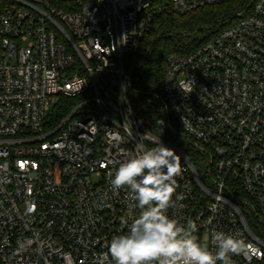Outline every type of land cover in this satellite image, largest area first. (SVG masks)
<instances>
[{
    "label": "built area",
    "instance_id": "built-area-1",
    "mask_svg": "<svg viewBox=\"0 0 264 264\" xmlns=\"http://www.w3.org/2000/svg\"><path fill=\"white\" fill-rule=\"evenodd\" d=\"M227 1L0 0V264H96L140 212L112 175L160 141L180 166L168 215L264 264V0L166 56L147 106L172 143L137 115L125 68L159 15Z\"/></svg>",
    "mask_w": 264,
    "mask_h": 264
},
{
    "label": "clouds",
    "instance_id": "clouds-1",
    "mask_svg": "<svg viewBox=\"0 0 264 264\" xmlns=\"http://www.w3.org/2000/svg\"><path fill=\"white\" fill-rule=\"evenodd\" d=\"M179 173L176 152L161 141L151 148L138 146L135 155L120 164L111 186L117 191L127 188L140 212L127 234L112 237L96 264H232L231 256L246 250L242 239L222 231L211 233L210 249L194 235L193 222L185 226L168 215Z\"/></svg>",
    "mask_w": 264,
    "mask_h": 264
},
{
    "label": "trees",
    "instance_id": "trees-1",
    "mask_svg": "<svg viewBox=\"0 0 264 264\" xmlns=\"http://www.w3.org/2000/svg\"><path fill=\"white\" fill-rule=\"evenodd\" d=\"M251 2L229 0L185 15L163 13L153 20L137 52L127 59V67L125 65L132 76L133 86L143 91L131 97L132 106L151 133L172 143L161 118L149 111L147 106L150 95L159 92L166 56L173 52L188 53L211 39L227 25L239 8L245 5L247 9ZM173 144L181 147L176 141Z\"/></svg>",
    "mask_w": 264,
    "mask_h": 264
}]
</instances>
